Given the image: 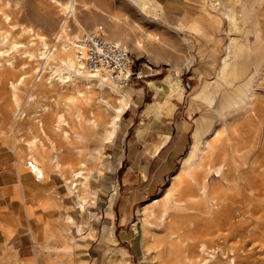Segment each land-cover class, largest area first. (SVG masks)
Returning <instances> with one entry per match:
<instances>
[{
  "label": "rangeland",
  "instance_id": "374dc122",
  "mask_svg": "<svg viewBox=\"0 0 264 264\" xmlns=\"http://www.w3.org/2000/svg\"><path fill=\"white\" fill-rule=\"evenodd\" d=\"M218 1L221 8L215 0H199L192 19L179 30L164 21L157 9H142L131 0H0V145L12 151L22 165L37 163L44 180L54 178L66 190L73 189L76 193L72 195L76 194L82 205L96 198L94 172L109 157L112 140L99 149V135L91 145L75 136L92 125L107 128L121 103L104 97L106 105L99 94H93L99 92L96 87L87 93L73 75L65 87L61 85L59 81L68 74L60 62L65 58L60 46L101 26L108 40H116L134 59L150 65L152 76L119 89L128 95L127 108L134 93L143 95L145 101L155 93L179 99L183 94L190 104L207 82L213 84L223 74L212 95L206 101L200 99L204 104L197 103L199 109L190 104L195 115L187 153L164 183L137 205L129 232L132 264H195L198 260L264 264V102L257 90L259 84L264 85V68L253 77V86L248 84L255 60L251 54L257 45L264 47V0ZM223 11L233 13L236 25L225 19ZM230 39L232 53L228 55ZM50 52L55 57L48 61ZM175 79L189 82L190 89L172 87ZM241 91L253 94L251 104L224 106L226 128L208 140L197 164L182 167L196 137L201 136L199 121L195 131L196 120L205 112L211 114L210 124L218 125L222 105L235 102ZM65 133L68 139L63 138ZM221 164L225 175L217 177L213 171ZM74 171H82L87 181L72 180ZM105 182L106 178L99 180V184ZM111 185L106 199L116 196L118 177ZM201 185L215 193V208L204 221L193 207L203 195ZM165 231H177L180 239L169 243ZM195 238L201 239L198 245L208 243L207 255L197 257Z\"/></svg>",
  "mask_w": 264,
  "mask_h": 264
},
{
  "label": "crops",
  "instance_id": "0c3cea01",
  "mask_svg": "<svg viewBox=\"0 0 264 264\" xmlns=\"http://www.w3.org/2000/svg\"><path fill=\"white\" fill-rule=\"evenodd\" d=\"M154 1L163 20L179 30L199 3ZM260 53L254 58L264 50ZM200 91L190 101L196 110L202 101L193 99ZM168 94L155 93L149 101L132 94L108 143L109 157L94 172L96 198L90 203L82 205L57 179L36 178L0 145V264H132L129 232L137 205L164 183L191 142L195 113L183 94L180 99ZM114 177L120 186L106 199Z\"/></svg>",
  "mask_w": 264,
  "mask_h": 264
},
{
  "label": "bare ground",
  "instance_id": "6f19581e",
  "mask_svg": "<svg viewBox=\"0 0 264 264\" xmlns=\"http://www.w3.org/2000/svg\"><path fill=\"white\" fill-rule=\"evenodd\" d=\"M133 2H136L137 4H140V7L142 9H147L149 8V6L153 7V8H157L156 4H155V1L154 0H139V1H135V0H132ZM215 2H218L216 3L215 5L218 7V8H221V4L219 3V1L215 0ZM223 15L225 17V19L230 22L233 25H236V18L233 16V13H231L230 11H226L224 12L223 11ZM239 19V18H238ZM253 25V24H252ZM253 31V30H252ZM116 41V40H114ZM113 41V42H114ZM231 42L232 40L230 39L229 41V45H228V48H227V54L229 55L230 53H232L231 51ZM64 43V42H62ZM116 43V42H115ZM69 44V42H68ZM68 44L65 42L62 46H60V51L61 53L63 52L65 55V58L64 59H60V62L65 66V71L67 72L68 76L65 77L64 79L60 80L59 83L61 85H65L66 83H68L67 81H69V78L71 75H73L76 80L79 81L80 84L83 85L84 87V90L87 92V93H91V87H96L97 90H99V92H96V91H93V94H99L100 97H101V101L103 103H105L106 105H108V101H106L107 98L110 97L111 101H116L118 100L121 104L119 107H117L116 109V112L113 116H111V120L110 122L108 123V127L107 128H101V124L98 125L99 127H96V126H92L87 128V130L85 131L84 130V133L82 134H77L75 137L78 139V140H81L82 142H89L90 145L92 144V141L97 138V135H99L100 137V146H99V149L102 148V145L106 142H109L110 140H112V137L116 131V126H117V123L119 121V119L121 118V115L123 114L124 110L127 108V105H128V95L127 93H120L119 89L120 87L114 85L112 82H110V80L106 77V76H101L99 74H92V73H89V72H84L82 70L83 67L80 66V64L74 59L71 57V55L69 54V50H71L69 47H68ZM44 46H46L44 44ZM230 46V47H229ZM264 50V49H263ZM263 50H256V52L252 53L251 54V58L252 59H255L253 58L254 57V54L256 53L257 55H260L261 51ZM49 51V50H48ZM47 51V52H48ZM72 51V50H71ZM51 53V52H50ZM49 53V54H50ZM48 54V53H47ZM59 55L61 56L62 54H60L59 52ZM46 57V56H45ZM44 57V58H45ZM55 57L54 55V52L51 53L50 56L47 57V60H53ZM59 57V56H58ZM264 57V55H263ZM260 59H255L253 60L252 62V67H253V73H252V78L250 79V81L248 82V84H251V86H253L252 84L255 83V80L253 77L256 76V74L260 73V69L261 68H264V59H262V57H259ZM47 61V62H48ZM223 65L226 66V62L223 63ZM38 72V71H37ZM223 72V71H222ZM39 73V72H38ZM39 75V74H37ZM223 77V74L221 73L217 79L215 80V82L212 84L210 82H207L205 85H204V88L199 92V94L193 99V101H195L196 99H201V100H204L206 101V99H208L212 93H213V87L215 86V84L217 85L220 81H221V78ZM39 78V77H38ZM106 82V84L104 83ZM181 80L180 79H175L173 82H171V86L172 87H175L176 89L177 88H180L181 87V84H180ZM109 83V84H108ZM49 85H51V81L49 82ZM111 85V86H110ZM247 85V84H246ZM49 87V86H48ZM65 87V86H64ZM107 89V90H106ZM108 89L113 93V94H110V91H108ZM209 89V90H207ZM243 89H244V86H243ZM77 90V89H76ZM258 92H259V95L261 96V99L262 101L264 102V85L261 83L259 84V87L257 88ZM55 92V91H54ZM79 95H82V91L78 90L77 92ZM113 96V97H112ZM236 97V101L235 102H229V101H226L224 105H222L221 107V111H220V115H219V120H218V125H212L210 124V118H211V114H205L202 116V118L199 120L200 122V125H201V129L198 128V132H201V136L200 137H196L192 147H191V150L189 151V154L187 156V158L182 162L181 166L182 167H187L191 164H197L198 163V159H199V156H200V153L202 152V150L206 147L209 146V143H208V140L218 136L219 132L222 131L223 129L226 128V123L228 122L227 119L222 115V109L224 108V106H229V107H242V106H246L248 104H251V100H253L254 96L253 94H250L249 93H245L243 91L239 92L237 95H235ZM96 97V96H95ZM104 97H107V98H104ZM108 99V100H110ZM109 101V102H111ZM91 108V107H90ZM227 109V108H225ZM244 110V109H243ZM91 112V111H90ZM17 114V113H16ZM19 115H22V112L19 111L18 113ZM91 115V114H90ZM93 117V115H92ZM258 119H261V118H258ZM92 121V119H90ZM102 123V121L100 122ZM64 133V132H63ZM101 133V134H100ZM66 134L64 135L63 138H67L66 137ZM68 139V138H67ZM66 140V139H65ZM97 141V140H96ZM95 143V142H93ZM28 146L31 147V145L29 144ZM33 147V146H32ZM34 148V147H33ZM53 148V147H52ZM32 149V148H30ZM99 149L98 148H93V150L95 152H97V154L99 153ZM204 151V150H203ZM232 152V151H231ZM235 153V151H234ZM238 153V152H237ZM238 155V154H237ZM222 157V156H221ZM240 157V156H239ZM55 159V160H54ZM54 161H55V164H56V167L59 168V162L57 160V157L55 158L54 157ZM71 165V164H70ZM34 174H36V178L40 177L39 179H41L43 177V174H44V171L41 167L38 166L37 163H33V162H27V165H26ZM81 166L82 167H85V163L82 162L81 163ZM224 165H219L217 168L214 169V173L217 177H221L222 175H225L223 172L224 170ZM71 178L72 180H78L80 179V181H87V179L84 177V173L82 171H74L71 173ZM82 183V182H81ZM84 183V182H83ZM202 184V183H201ZM230 185V184H228ZM199 186V185H198ZM236 186V184H235ZM75 187V186H73ZM200 190L202 191L203 195L200 196L201 199L199 200V197L197 198L199 201H192L193 202V207H194V211L197 210V212H199V218L201 220L204 221V217L205 216H208L210 213H212V211L214 210L215 208V202L213 203V200L214 198L212 197L213 194H215L213 191L207 189V187L205 185H201L200 186ZM230 188V189H229ZM231 188L233 187H228V191L232 192L233 190H231ZM208 190V192H207ZM236 190V189H235ZM215 191V190H214ZM239 192V191H238ZM222 192H220L221 194ZM236 193V191H235ZM230 195V194H229ZM236 199L238 197H235ZM223 200V198H220ZM221 202V201H220ZM220 202H218L220 204ZM188 203V204H187ZM186 204L187 205H190V202H187ZM224 202H222L223 204ZM226 203V202H225ZM224 203V204H225ZM185 204V205H186ZM221 204V205H222ZM186 205V206H187ZM192 205V203H191ZM202 206V207H201ZM182 207V206H181ZM189 207V206H187ZM191 207V206H190ZM226 207V205H225ZM228 207V206H227ZM183 208V207H182ZM218 208V207H216ZM184 209V208H183ZM192 209V208H191ZM203 209L206 211V212H202ZM232 209V208H231ZM187 210V209H186ZM191 212V210H190ZM189 212V214H190ZM233 212L238 214L237 213V209H233ZM196 215V214H195ZM198 215V214H197ZM214 215V214H213ZM217 217L218 215L220 214H215ZM211 216V215H209ZM215 216V217H216ZM240 216V215H239ZM237 217L234 216V218ZM221 219H224L220 216ZM220 219V220H221ZM236 219V218H235ZM222 223V221H220ZM220 222L218 221L217 224ZM229 222V221H227ZM231 222V220H230ZM229 226V225H228ZM202 229V228H201ZM166 232V231H165ZM203 232V231H202ZM167 235H166V238L169 240V243H176L178 241V239H180V236L178 235V232L177 231H169V232H166ZM193 233V231H192ZM164 234V233H163ZM202 234V233H201ZM205 239V237L203 238ZM197 238H195V242H196V251H195V254H197L198 256L197 257H201V256H204V255H207V252H208V247H207V244L205 242H200L199 245L197 244ZM201 240V239H200ZM199 240V241H200ZM193 241V240H192ZM204 241V240H203ZM264 245V244H263ZM261 246V245H260ZM263 247V246H262ZM261 247V248H262ZM244 248V247H243ZM242 248V251L244 250ZM171 249V248H170ZM239 249V248H238ZM169 251V250H168ZM215 251V250H214ZM244 252V251H243ZM243 252H240L243 254ZM245 254V253H244ZM223 256V255H222ZM196 257V256H194ZM235 257V255H234ZM238 257V256H237ZM198 259V258H197ZM205 260V259H204ZM236 260V259H235ZM206 261V260H205ZM209 262V261H208ZM220 262V261H218ZM195 264H207V261L206 262H203V260H198ZM208 264H211V262H209ZM215 264V263H214Z\"/></svg>",
  "mask_w": 264,
  "mask_h": 264
},
{
  "label": "built area",
  "instance_id": "2783aa9c",
  "mask_svg": "<svg viewBox=\"0 0 264 264\" xmlns=\"http://www.w3.org/2000/svg\"><path fill=\"white\" fill-rule=\"evenodd\" d=\"M68 47L85 71L106 76L120 88L152 76L150 65L134 59L121 44L108 40L101 26L81 32L70 39ZM182 87L184 91L189 90V82H184Z\"/></svg>",
  "mask_w": 264,
  "mask_h": 264
}]
</instances>
